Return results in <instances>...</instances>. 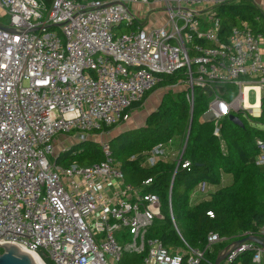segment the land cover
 <instances>
[{
  "label": "built area",
  "instance_id": "obj_1",
  "mask_svg": "<svg viewBox=\"0 0 264 264\" xmlns=\"http://www.w3.org/2000/svg\"><path fill=\"white\" fill-rule=\"evenodd\" d=\"M240 1L54 0L47 7L43 0H0V20L9 21H0V245L46 254L54 264H123L127 253L142 255L140 264H201L207 252L229 240L211 233L203 248L190 247L172 210L184 245L172 248L148 238L164 219L160 197L146 192L153 179L140 187L128 184L110 141L98 139L131 120L132 107L159 85L161 75H181L170 88L186 85L192 105L196 87L211 98L204 120L215 123L219 139L225 118L240 112L250 122L260 117L264 33L242 23L224 39L214 13ZM151 6L168 20L146 29L148 22H142L158 10ZM227 87L238 90L231 100ZM60 135L99 143L105 160L59 166ZM256 143V164L264 167V141ZM184 150L185 143L178 148L174 138L154 147L142 165L172 162L175 177L191 165ZM213 189L201 182L190 203ZM120 232L130 239L121 242ZM259 233L264 237V227ZM249 250L255 251L253 264H261L264 249L248 240L223 264Z\"/></svg>",
  "mask_w": 264,
  "mask_h": 264
},
{
  "label": "trees",
  "instance_id": "obj_2",
  "mask_svg": "<svg viewBox=\"0 0 264 264\" xmlns=\"http://www.w3.org/2000/svg\"><path fill=\"white\" fill-rule=\"evenodd\" d=\"M43 1L47 7L54 2ZM214 13L220 20L224 39L242 23H248L255 33H264V12L254 0L221 5L214 9ZM160 77L162 80L159 85L148 92L140 103L135 104L132 110L140 109L155 91L176 85L181 75ZM228 90L236 89L227 87ZM187 94L186 89L166 92L142 127L119 133L110 140V145L113 157L128 184L140 187L145 180L153 179L152 186L146 192L160 197L164 219L155 222L149 230L148 238L158 239L163 245L172 248L184 245L172 223V210L182 236L190 247L203 248L211 233L229 239L214 246L201 262L214 264L229 245L250 238L249 235L245 236L246 232L264 240L259 233L264 227V167L256 164L261 153L256 140L264 141V130L260 128L264 124V98L260 117H251L250 122L246 121L242 112L236 114L245 127L236 125L229 117L225 118L221 122L219 139L214 135L215 123L204 120L211 98L196 87L192 105ZM190 126V138L183 157L184 161L190 162L189 168L180 167L174 177L176 164L172 162H159L153 167L142 165L145 157L157 145L168 143L178 135H181L184 144ZM115 128L105 132L112 133ZM104 160L102 146L92 140L79 142L60 152L57 157L58 165L64 168L72 164L90 166ZM224 176H230L232 183L225 185ZM201 182L211 184L214 189L191 204V193ZM254 256L255 251H246L233 264H253ZM41 257L46 264H54L46 254H41ZM142 260V255L127 253L123 264H140Z\"/></svg>",
  "mask_w": 264,
  "mask_h": 264
},
{
  "label": "rangeland",
  "instance_id": "obj_3",
  "mask_svg": "<svg viewBox=\"0 0 264 264\" xmlns=\"http://www.w3.org/2000/svg\"><path fill=\"white\" fill-rule=\"evenodd\" d=\"M258 7L264 12V0H257L255 2ZM152 9H158L157 6H151ZM130 8L132 9H137V10H141V11H147L148 6H142L141 4H133L132 6H130ZM156 13V14H155ZM168 20V16L165 12H163L161 9H158L156 12L151 14V19L149 21H145L142 22L144 24H146L145 28L149 29L151 27H156L158 28L161 24H165ZM1 22H3L4 24L8 25V18H5L3 20H0ZM186 85L184 84H179L177 86H175L173 89H171L170 87H166V88H161L157 91H155L153 94H151L152 96L149 98V100L146 102L145 106L140 109V110H134L132 113V118L130 121L126 122V123H121L119 125L116 126L115 131L116 132H122V131H126V130H131V129H135V128H139L140 126H143L145 124V120L147 118V115H149L151 112H153L154 108L157 107L161 101V98L163 97V95L168 92V91H172V92H178V91H182L185 90ZM238 94V90L235 91H231L229 94V99H233L236 95ZM249 101L250 103H254L255 102V96L254 93H251L249 96ZM247 120L246 117H244ZM110 134V133H109ZM111 135H105L103 138H99L98 140H109L111 138ZM182 141V137L181 135H178L176 137V142L181 143ZM79 141L75 138V135H60L57 136L55 139V144H56V154H59L60 152L78 144ZM124 234V232H120L117 234L118 239L123 242V241H128L130 239V236H127L125 238H122L121 236ZM44 261V260H43Z\"/></svg>",
  "mask_w": 264,
  "mask_h": 264
},
{
  "label": "water",
  "instance_id": "obj_4",
  "mask_svg": "<svg viewBox=\"0 0 264 264\" xmlns=\"http://www.w3.org/2000/svg\"><path fill=\"white\" fill-rule=\"evenodd\" d=\"M229 119L235 123L238 126L245 127L243 121L236 115H231ZM190 131L191 126L188 131L186 141H185V150L187 148L189 138H190ZM184 150V151H185ZM248 241H252L256 244H258L261 247H264V241L260 240L259 238L251 237L246 239ZM246 240H239L231 245H229L227 248L224 249V251L218 256L216 262L214 264H223L227 257L232 253L234 250L241 247L242 243H244ZM0 250L2 251V254H0V264H35L34 258L29 254L28 252L23 251L16 245L12 244H1Z\"/></svg>",
  "mask_w": 264,
  "mask_h": 264
},
{
  "label": "crops",
  "instance_id": "obj_5",
  "mask_svg": "<svg viewBox=\"0 0 264 264\" xmlns=\"http://www.w3.org/2000/svg\"><path fill=\"white\" fill-rule=\"evenodd\" d=\"M152 96V95H151ZM150 96V97H151ZM149 97V98H150ZM149 98L145 101V103L143 104V106L140 108V109H142L144 106H145V104H146V102L149 100ZM161 102V101H160ZM160 104V103H159ZM159 106V105H158ZM157 106V107H158ZM157 107H155L154 108V110L153 111H155L156 109H157ZM140 109H134V110H140ZM133 110V111H134ZM133 111H132V113H133ZM148 116V115H147ZM146 121V120H145ZM140 127H142V126H140ZM116 129V128H115ZM127 131V130H126ZM122 132H124V131H122ZM119 133H121V132H116L115 130L114 131H112V133H110L109 135H111L112 134V136H111V138L108 140L107 139V141H110L112 138H114L115 136H117ZM177 143V145H178V148H181V146L183 145L182 144V142L181 143H178V142H176ZM223 183L225 184V185H229V184H231L232 183V178L230 177V176H224V178H223ZM262 241H264V240H262ZM263 249H264V247H262ZM261 264H264V252H263V254H262V262H261Z\"/></svg>",
  "mask_w": 264,
  "mask_h": 264
},
{
  "label": "bare ground",
  "instance_id": "obj_6",
  "mask_svg": "<svg viewBox=\"0 0 264 264\" xmlns=\"http://www.w3.org/2000/svg\"><path fill=\"white\" fill-rule=\"evenodd\" d=\"M22 250L25 252H28L24 249H22ZM28 253L31 254V256L34 258L35 264H46L37 253H33V252H28Z\"/></svg>",
  "mask_w": 264,
  "mask_h": 264
}]
</instances>
